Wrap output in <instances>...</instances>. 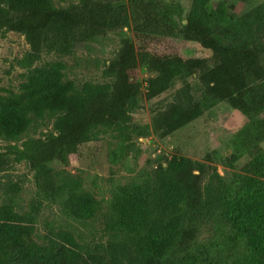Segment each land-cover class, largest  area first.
<instances>
[{"label":"trees","instance_id":"1","mask_svg":"<svg viewBox=\"0 0 264 264\" xmlns=\"http://www.w3.org/2000/svg\"><path fill=\"white\" fill-rule=\"evenodd\" d=\"M121 1L78 0L68 7L56 8L52 0H0V31L24 37L29 46L26 60L30 63L40 58L49 42L58 44L66 53L75 43L90 42L124 28L133 37L127 54L105 69L110 83L86 85L74 92L71 83L62 79L61 65H54L36 69L17 93L0 90V138L21 137L30 126V116H57L45 139L26 141L19 152L47 195L58 189L51 163L68 165L71 153L92 140L94 129L126 127L139 94L138 68L150 75L143 93L146 100L171 89L176 78L184 81L185 101L164 117L176 129L219 103L249 119L264 112V17L253 23L222 27L214 14L203 9L192 8L183 17L178 3ZM174 15L180 23L173 19ZM178 38L210 51V58L163 56L151 49L162 39ZM187 77L194 83H187ZM182 168L183 161L175 159L165 168L160 166L166 207L174 212L180 211L179 205L186 201L184 189L176 182ZM244 172L238 175L235 190L220 199L218 212L231 230V242L244 247L238 264H264V182L257 179L264 173V161L254 157ZM144 197L140 188L124 187L112 205L117 215L112 227L142 240V264H157L176 245L178 225L176 220L149 223L151 214ZM98 210L97 201L89 194L71 193L65 202V211L79 220L93 218ZM149 226V234L143 236ZM33 232L31 219H23L10 206H1L0 264H93L70 234L57 232L48 245H39L32 240ZM163 264L173 263L168 259Z\"/></svg>","mask_w":264,"mask_h":264},{"label":"rangeland","instance_id":"2","mask_svg":"<svg viewBox=\"0 0 264 264\" xmlns=\"http://www.w3.org/2000/svg\"><path fill=\"white\" fill-rule=\"evenodd\" d=\"M159 1L178 3L183 17L192 8L203 9L214 14L222 27L253 23L264 17V0ZM52 2L58 8L78 0ZM173 19L181 22L176 15ZM132 43V33L126 28L90 42L75 43L66 53L58 44L49 42L40 58L30 63L26 60L29 46L24 37L0 31V90L17 93L36 69L54 65H61L62 79L71 83L74 92H80L86 85L110 83L104 75L106 67L123 58ZM152 48L159 55L183 59L211 56L210 51L197 43L180 38L162 39L152 44ZM149 79L147 71L138 68L139 94L129 111L126 127L94 129L92 140L71 153L68 165L50 164L58 187L53 195L42 192L35 172L20 159L19 152L24 142L45 139L52 132L57 116L51 113H44L41 118L30 116V126L21 137L0 138V207L10 206L23 219L32 220V240L36 244L48 245L57 232H66L83 255L91 257L93 264H142L139 247L142 240L112 227L117 220L112 206L115 196L124 187L131 190L137 187L147 198L149 223L176 220L178 225L176 245L157 264L168 259L173 264H238L244 247L231 242V230L220 220L218 207L223 195L235 190L237 177L245 174L248 163L254 157L264 161V112L249 119L219 103L176 129L164 117L181 108L185 101L184 81L176 78L171 89L146 100L143 93ZM186 81L194 83L191 77ZM173 159L183 161L182 176L176 182L186 197L177 212L166 207L160 187V166L165 168ZM257 179L264 182V173ZM71 193L91 195L99 205L97 214L85 221L68 214L65 202ZM150 229L147 227L143 236Z\"/></svg>","mask_w":264,"mask_h":264}]
</instances>
